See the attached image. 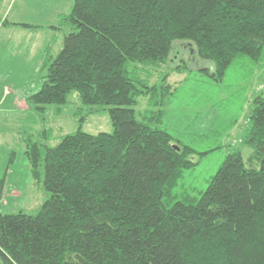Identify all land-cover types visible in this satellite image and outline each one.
<instances>
[{
  "label": "trees",
  "instance_id": "1",
  "mask_svg": "<svg viewBox=\"0 0 264 264\" xmlns=\"http://www.w3.org/2000/svg\"><path fill=\"white\" fill-rule=\"evenodd\" d=\"M58 20L48 28L63 31V45L44 58L42 84L26 97L32 117L49 107L58 115L74 93L90 113L108 110L113 130H83L84 115L57 145L50 128L44 142L28 139L31 175L48 197L35 213L0 210L2 263L264 264V90L241 137L252 153L230 151L196 196L187 171L216 147L197 151L172 131L185 126L171 106L188 76L174 84L165 70L152 82L177 41L213 62L196 70L215 81L236 62L264 72V0H74ZM0 23L11 22L0 15ZM5 186L0 178V200Z\"/></svg>",
  "mask_w": 264,
  "mask_h": 264
},
{
  "label": "rangeland",
  "instance_id": "2",
  "mask_svg": "<svg viewBox=\"0 0 264 264\" xmlns=\"http://www.w3.org/2000/svg\"><path fill=\"white\" fill-rule=\"evenodd\" d=\"M7 1H3V7L8 3ZM55 1L13 0L15 5L10 14L12 20L16 19L14 14L20 12L24 21L41 25L43 28H18L5 31L4 36L0 38L6 46L4 50L0 48V178L6 179L0 210L6 213L20 210L35 213L48 197L43 180L37 181L31 175L26 155L28 139L44 142L41 132L44 128H50L52 134L48 143L52 146L57 145L65 134L77 130L79 119L84 115L86 120L83 130L93 134L113 130L108 110L102 109L97 113H90L91 106L84 105L74 93L58 115L53 113L55 107H49L45 118L40 121H35L32 117L33 107L27 101L24 104L23 100L16 99L17 95L16 97L11 95L5 101L1 100L5 85L16 94L18 89L28 88L35 91L42 84L47 68L35 64L40 61L37 53L41 50L38 48L44 42L43 39H49V35H53L55 40L52 42V52L54 55L57 54L63 45V31L50 29L48 26L58 24V14L69 12L74 3V0ZM23 2L31 6L23 8ZM4 12L5 10H1L0 15ZM31 40L33 44L36 42L37 47L34 48L30 65L24 63L30 61L25 56L23 46ZM177 65L191 68L192 71L172 70ZM204 67L213 70V62L198 57L191 43L177 41L172 58L163 66L154 68L152 77L153 82L162 71L166 70L171 72L170 81L177 84L188 76L178 89L176 99L171 106L176 123H185V126L182 132L175 129L172 131L197 151L216 147L202 158L195 156V159L199 160L198 164L194 169L187 171L184 181L193 188L190 194L196 196L205 190L230 151L241 149L246 158L252 153L250 147L242 144L241 137L254 107V99L264 90V72L256 76L252 74L253 72L250 73L249 68H255L250 63L233 64L222 82L215 81L203 71L196 70ZM145 105L146 99L141 97L136 109L143 110ZM236 118L240 119L239 124L229 133L227 126ZM214 121L217 122L216 131L212 132ZM0 264H3L1 259Z\"/></svg>",
  "mask_w": 264,
  "mask_h": 264
},
{
  "label": "crops",
  "instance_id": "3",
  "mask_svg": "<svg viewBox=\"0 0 264 264\" xmlns=\"http://www.w3.org/2000/svg\"><path fill=\"white\" fill-rule=\"evenodd\" d=\"M0 1L2 2L1 3L2 4L1 7H3V5H4L3 1L4 0H0ZM47 1H49V0H46V2ZM7 2L8 3L7 4L5 3V6L1 9L2 11L5 10V12L3 14H1L2 15V20L6 19V21L11 22L12 24L11 23H9V24L0 23V38H2L4 36L3 32H5V31H10V30L18 29V28L27 29V28H24V27H21V26H18V25H14L15 23H30V24H34V23L29 22V21H24V19H23L24 17L22 16V14L20 12L15 13L14 15H15L16 19L12 20L10 18V14H12V10L14 9L15 3H13V0H11V1L8 0ZM55 2H61V0H56ZM12 3H13V6H12ZM28 6H31V4H28L26 2V3H24L23 8H27ZM34 25H36V24H34ZM49 36H50L49 39H47V38L43 39L44 42L41 43L40 46L38 45L39 46L38 50H41V51H39L37 53L38 58L40 59V61H37L35 64L38 65L39 67L42 66L44 58L46 56H48L49 55V51L52 50V42L55 40V38L53 37V35H49ZM9 41L11 42V38L9 39ZM35 43L36 42H34V44H33L32 40H31V42H29L28 44H25L23 46V49L25 50V56H27L28 57L27 60L30 61V63L29 62H24L25 64H27V63L30 64V65L32 64L31 58H33V55H34V48L37 47V45L35 46ZM0 48L2 50H4L6 48V46L4 44V41H0ZM53 56H55V55L53 54ZM4 64L6 65L8 63H4ZM26 89L27 90L18 89L16 94H14L12 92V90L8 87V85H5V86H3V94H2L1 100L5 101L9 96L15 95V97H16V95H17L18 97H16V99L23 100L24 104H25L26 103V97L33 92L31 90H28V88H26Z\"/></svg>",
  "mask_w": 264,
  "mask_h": 264
}]
</instances>
